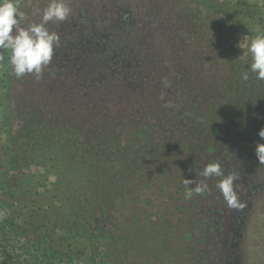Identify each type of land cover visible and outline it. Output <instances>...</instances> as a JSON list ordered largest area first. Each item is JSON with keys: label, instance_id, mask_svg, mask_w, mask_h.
I'll return each instance as SVG.
<instances>
[{"label": "flooded vegetation", "instance_id": "af4514ba", "mask_svg": "<svg viewBox=\"0 0 264 264\" xmlns=\"http://www.w3.org/2000/svg\"><path fill=\"white\" fill-rule=\"evenodd\" d=\"M14 2L16 31L51 0ZM64 3L39 78H16L0 50L1 191L17 220L61 252L118 264H248L264 80L242 73L264 23L243 0ZM209 163L236 176L238 207L217 188L224 177L200 175Z\"/></svg>", "mask_w": 264, "mask_h": 264}, {"label": "clouds", "instance_id": "9594fccd", "mask_svg": "<svg viewBox=\"0 0 264 264\" xmlns=\"http://www.w3.org/2000/svg\"><path fill=\"white\" fill-rule=\"evenodd\" d=\"M70 13V9L64 0H51L44 9L40 22L31 23L27 27L14 31L20 20L23 19L14 0H0V49L10 50V64L12 73L16 78H22L26 74H35L40 77L43 68L51 62L54 48L59 46V36L54 31H49V22H63ZM243 42L237 46L242 49ZM247 52L251 54V63L248 70L242 73V79L247 80L248 72L255 74L257 80H264V35H257L247 44ZM245 52L243 51V55ZM165 82V87H167ZM170 107V104H166ZM258 136L264 140V128L258 132ZM255 155L259 164H264V143H257ZM205 178L212 176L224 177L217 184V188L229 207L239 206L237 192L234 189L235 175H226L218 163L207 164L200 173ZM193 183L186 180V184ZM206 184L196 183L194 191L202 193L206 190ZM192 196L191 188L185 192V197ZM2 215V214H0Z\"/></svg>", "mask_w": 264, "mask_h": 264}, {"label": "trees", "instance_id": "16d2710c", "mask_svg": "<svg viewBox=\"0 0 264 264\" xmlns=\"http://www.w3.org/2000/svg\"><path fill=\"white\" fill-rule=\"evenodd\" d=\"M244 1L264 23V0ZM0 214V264H107L102 254L93 253L88 260L76 258L61 252L53 242L31 235L27 226L17 221L21 213L3 200Z\"/></svg>", "mask_w": 264, "mask_h": 264}, {"label": "rangeland", "instance_id": "374dc122", "mask_svg": "<svg viewBox=\"0 0 264 264\" xmlns=\"http://www.w3.org/2000/svg\"><path fill=\"white\" fill-rule=\"evenodd\" d=\"M247 1L249 2V0ZM254 15H256V17L259 18L257 14L254 13ZM1 189L2 187H1V176H0V201L3 200L6 203H8V194H6L5 191H1ZM17 221L20 224H22V220L18 219ZM28 230L31 235L37 237V233H35L32 228L28 227ZM245 252H246L248 264H264V197L262 200H260L257 203L256 207L252 212L251 219L248 223L245 233ZM93 253L102 254L107 264L119 263V259L116 258V256L111 255V253L107 254V252L90 251L75 256L76 258H82L88 260Z\"/></svg>", "mask_w": 264, "mask_h": 264}]
</instances>
